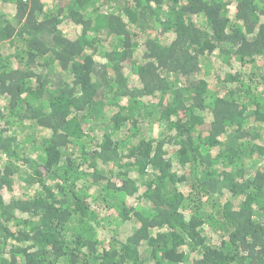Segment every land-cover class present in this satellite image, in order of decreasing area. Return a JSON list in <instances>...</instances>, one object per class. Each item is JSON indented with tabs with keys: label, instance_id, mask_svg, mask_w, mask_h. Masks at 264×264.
<instances>
[{
	"label": "trees",
	"instance_id": "obj_1",
	"mask_svg": "<svg viewBox=\"0 0 264 264\" xmlns=\"http://www.w3.org/2000/svg\"><path fill=\"white\" fill-rule=\"evenodd\" d=\"M0 264H264V0H0Z\"/></svg>",
	"mask_w": 264,
	"mask_h": 264
},
{
	"label": "rangeland",
	"instance_id": "obj_2",
	"mask_svg": "<svg viewBox=\"0 0 264 264\" xmlns=\"http://www.w3.org/2000/svg\"><path fill=\"white\" fill-rule=\"evenodd\" d=\"M1 8H3L2 9V11H7V9H5L4 7H1ZM63 30L66 32V31H68V30H70V25H64V27H63ZM150 30H147V33L149 32ZM105 40V39H104ZM103 44H106L107 45V43H103ZM132 228H133V226H132V224L131 223H126L125 224V226H124V232H125V237H127L130 233V231L132 230Z\"/></svg>",
	"mask_w": 264,
	"mask_h": 264
}]
</instances>
